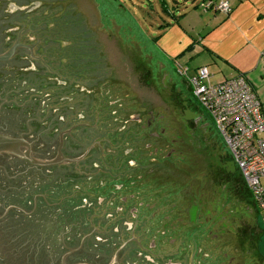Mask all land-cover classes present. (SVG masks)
<instances>
[{
	"label": "flooded vegetation",
	"instance_id": "af4514ba",
	"mask_svg": "<svg viewBox=\"0 0 264 264\" xmlns=\"http://www.w3.org/2000/svg\"><path fill=\"white\" fill-rule=\"evenodd\" d=\"M9 1L21 0H0V55L19 46L0 62V136L24 144L0 152L17 199L0 223L46 227L48 264H264L257 204L197 100L168 76L134 89L106 62L76 61L33 27L40 1L16 19Z\"/></svg>",
	"mask_w": 264,
	"mask_h": 264
},
{
	"label": "rangeland",
	"instance_id": "374dc122",
	"mask_svg": "<svg viewBox=\"0 0 264 264\" xmlns=\"http://www.w3.org/2000/svg\"><path fill=\"white\" fill-rule=\"evenodd\" d=\"M38 1H40L39 6L33 14L35 21L32 23L35 29L41 28L40 37L43 36L46 45L50 44L53 48L65 47L69 54L71 51L70 57L77 56L78 62H84L88 57L91 62H96V66L99 65L97 61L106 62L111 77L117 78L122 84H127L134 89H137L139 80L141 82L140 78H145L148 74L156 84H159L158 75L168 76L169 82L178 85L184 95L195 99L188 78L181 77L177 71V62L167 60L156 46L162 34L163 20L168 22L171 20L168 12L176 13L177 6L181 9L186 0H110L145 37L155 52L104 0ZM5 9L16 19L19 13L24 11V0L19 3L9 1ZM199 11L202 12L200 9ZM40 15H42L41 21L36 22ZM68 47L73 49H66ZM47 54L50 56V53ZM186 63L187 58L183 60L178 58V64L186 66ZM200 64L202 59L194 58L190 61L189 67L193 70ZM208 69L212 75L211 83H218L223 79L221 74H218L219 70L212 67ZM262 185L264 187V180ZM253 226L261 230L259 249L264 254V223L261 214H258V219L253 222Z\"/></svg>",
	"mask_w": 264,
	"mask_h": 264
},
{
	"label": "crops",
	"instance_id": "0c3cea01",
	"mask_svg": "<svg viewBox=\"0 0 264 264\" xmlns=\"http://www.w3.org/2000/svg\"><path fill=\"white\" fill-rule=\"evenodd\" d=\"M186 1L176 13L168 12L169 22L163 20L159 51L175 63L187 58V67L201 58L202 64L189 67L192 75L200 67H212L222 80L244 77L264 113V0H230L233 9L228 16L200 12L203 0Z\"/></svg>",
	"mask_w": 264,
	"mask_h": 264
},
{
	"label": "built area",
	"instance_id": "2783aa9c",
	"mask_svg": "<svg viewBox=\"0 0 264 264\" xmlns=\"http://www.w3.org/2000/svg\"><path fill=\"white\" fill-rule=\"evenodd\" d=\"M198 8L204 12H232L230 0H203ZM181 77H187L191 92L212 118L229 148L244 183L252 194L264 223V113L262 103L242 76L211 83L207 67L193 75L187 66L177 63Z\"/></svg>",
	"mask_w": 264,
	"mask_h": 264
},
{
	"label": "water",
	"instance_id": "95a60500",
	"mask_svg": "<svg viewBox=\"0 0 264 264\" xmlns=\"http://www.w3.org/2000/svg\"><path fill=\"white\" fill-rule=\"evenodd\" d=\"M104 1L109 7H111L117 14H119L124 20H126L132 26L135 29V31L140 35V37L144 40V42L153 50V48L150 46V44L145 39V37L124 16V14L121 13L119 10H117L110 0H104ZM2 18H3V14L0 13V20ZM1 24L2 23L0 21V26ZM3 30L4 29H2L0 32V34H2V36L0 35V44L3 42V38L5 35ZM18 46L19 45H16L10 50V52L4 55H0V62L7 61L9 58H11L14 55ZM22 56H27V53H23ZM7 85H8L7 90L13 88V86H11L10 84ZM6 93L7 95L4 97V103L10 105L17 100V99H13V97L10 96V94H8L9 91H7ZM21 144H24L23 139H13V138L0 136V152L15 151L18 149V147ZM33 163L43 165V163H39V162H33ZM6 191H8L7 185L3 182L0 175V216L5 208H7L9 205H12L10 203L11 200L12 201L17 200L16 198L13 197L12 198L6 197L8 195ZM14 218L15 217H13L12 220L7 219L4 223H0V264H48L47 260L42 261L46 257L44 256L42 257L44 253V251L41 250L42 249L41 245L43 244V241L40 239V237L44 236L40 234L41 232H43V230L46 227H41V226L38 227L34 224L33 228H28L24 218L13 220ZM46 221L48 227L52 231V226L54 224L52 218L46 219Z\"/></svg>",
	"mask_w": 264,
	"mask_h": 264
},
{
	"label": "trees",
	"instance_id": "16d2710c",
	"mask_svg": "<svg viewBox=\"0 0 264 264\" xmlns=\"http://www.w3.org/2000/svg\"><path fill=\"white\" fill-rule=\"evenodd\" d=\"M9 47H10V43H9V44H7V45H5V47H4V49H3V51H7Z\"/></svg>",
	"mask_w": 264,
	"mask_h": 264
}]
</instances>
